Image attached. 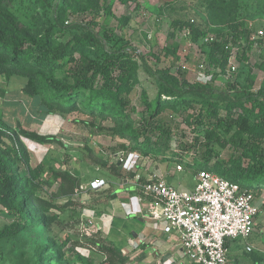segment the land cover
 <instances>
[{
  "label": "trees",
  "instance_id": "trees-1",
  "mask_svg": "<svg viewBox=\"0 0 264 264\" xmlns=\"http://www.w3.org/2000/svg\"><path fill=\"white\" fill-rule=\"evenodd\" d=\"M120 1L135 3V10L140 9L136 0ZM49 2L0 0V75L6 80L12 77L24 80L22 93L39 98L48 112H79L88 117L111 120L110 131L143 156L182 162L193 168L195 175L206 169L240 185H244L242 181L252 182L254 185L247 187L256 194L264 188V91L253 93L250 84L237 83H228L225 91L214 89L213 80L227 74L231 56L229 44L215 42L218 25L208 31L193 21H172V38L176 32L182 31L192 43L211 39L207 41L210 46L205 53L206 74L211 75L210 82H189L180 65L175 67L176 74L169 69L159 70L157 96L152 102L143 96L146 113H142L135 126L131 117L135 108L130 101L136 82L134 51L123 37L110 47L105 46L100 30L102 28L105 32L106 27L97 21L99 17L107 20L113 16L111 6L107 4L109 0H59L53 23L43 15ZM32 5L43 9L41 19L35 17V30L26 26L18 16L21 9ZM72 15H76L81 23H68V17ZM87 16L92 18L86 21ZM121 20L125 26L129 17ZM229 29L230 38H225L223 43L243 40L255 44L260 51L264 49V36L251 40L255 32L252 34L243 23L231 24ZM70 32L76 33L68 41H63ZM176 50L173 46L165 55L174 57ZM259 68L264 72V55ZM249 78L253 80L251 75ZM166 109L185 115L184 122L193 135L191 147L197 152L198 147L204 148L200 163L193 162L194 159L191 160V156L178 146L171 149L172 129L161 118ZM188 110L191 113L188 114ZM233 116L237 117L234 119ZM230 133L231 136L227 137ZM20 136L37 143L57 142L34 132L21 129L16 132L0 119V206L12 219L11 223L0 228V258L5 242L16 239L30 226L38 225V215L54 207L37 195L38 179L43 169L30 166ZM210 143L221 149L230 145L235 152L226 160L216 161ZM86 150L89 165H103L91 148ZM18 164L23 166V174L19 172ZM109 172L118 176L114 169ZM53 179L60 183L58 193L68 198V207L86 199V194L82 199L78 176L53 171ZM96 245L97 251L104 255L105 264H126V259L115 248Z\"/></svg>",
  "mask_w": 264,
  "mask_h": 264
},
{
  "label": "rangeland",
  "instance_id": "rangeland-1",
  "mask_svg": "<svg viewBox=\"0 0 264 264\" xmlns=\"http://www.w3.org/2000/svg\"><path fill=\"white\" fill-rule=\"evenodd\" d=\"M58 3L59 0H50L44 7V12L40 7L26 6L20 10L18 16L26 26L35 30V17L41 19V12L50 22L55 21V8ZM136 3L140 5L139 10H135V3L123 4L120 0H109L107 4L111 6L113 16L107 20L100 17L97 19L98 23L106 27L105 32H102V28L100 30L105 46L110 47L113 42L123 37L134 51L133 57L137 63L136 82L130 101L135 108V113L131 115L135 126L138 125L142 113H146L143 96L150 102L157 96L159 70L169 69L176 74L175 67L180 65L183 67V76L189 82H210L211 75L206 74L208 64L205 59L210 43L205 38L192 43L182 31L176 32L172 38L171 24L176 19L193 21L208 31L218 25L219 33L215 42L230 45L232 58L229 66L233 65L235 71H229L228 66L225 76H218L213 80L214 89L218 92L225 91L228 83H237L250 84L253 93L261 89L264 91V72L259 68L264 49L260 51L255 44L250 45L243 40L223 43L225 38H230L231 24L243 23L252 30V34L260 30L264 33V0H136ZM211 5L215 7L211 8ZM125 16L129 17V22L124 26L121 19ZM91 18L87 16L85 19L89 21ZM68 23L81 22L76 15H72L68 17ZM74 33L76 32L67 33L63 41H68ZM173 46L177 49L176 55L167 57L166 51ZM250 75L253 77L252 81ZM24 84V80L16 77L6 80L0 75V119L16 132L21 129L57 141L37 143L23 136L19 137L28 152L30 166L43 169L38 179L40 187L37 195L54 207L38 215V225L30 226L16 239L3 244L0 264H105L104 255L97 251L96 244L115 248L126 259V264H157L158 261L161 264H191L172 244L170 247L165 244V247L153 248L155 243L153 246V242L142 239L138 247L129 246V241L137 243L136 240L140 237L133 239L128 233L124 234V239L118 240L113 236L114 228L110 224L103 225L102 222L107 220L110 201L117 197L116 190L126 186L122 179L133 175L123 168V163H116L118 153L123 152L128 159L132 154H137L146 161L143 167L139 166V161L134 163V171L140 174L142 183L150 175L158 173L168 178L175 188L191 190L195 179L193 168L182 162L179 164L163 159L154 160L132 150L131 144H126L124 139L110 131L113 122L109 119L88 117L79 112H48L39 98H30L22 93ZM187 112L189 114L191 110ZM184 116L166 109L161 118L172 129L171 149L175 150L178 146L191 156V160L194 159L193 162L200 163L204 148L198 147L197 152L191 147L193 135L184 122ZM230 136L231 133L227 135ZM88 147L101 158L103 165L94 167L88 164ZM209 147L213 150L216 161L226 160L235 152L230 145L221 149L215 143H210ZM176 165H181L182 171L176 172ZM18 167L23 174V166L18 164ZM110 169H114L118 175L117 179H112L115 185L107 187V190L88 189V183L97 179L96 175L108 177ZM53 171H66L78 176L83 191L82 199L85 194L86 199L80 204L68 207V198L58 193L60 183L53 179ZM242 182L246 187L254 185L252 182ZM140 194L141 192L138 193ZM258 196L264 201V188H261ZM11 221V217L0 206V228ZM123 222L129 224L132 232H137V219L129 217V220ZM171 250L173 254H169ZM229 256L234 264H264V203L255 220L251 236L245 240L230 241Z\"/></svg>",
  "mask_w": 264,
  "mask_h": 264
},
{
  "label": "built area",
  "instance_id": "built-area-1",
  "mask_svg": "<svg viewBox=\"0 0 264 264\" xmlns=\"http://www.w3.org/2000/svg\"><path fill=\"white\" fill-rule=\"evenodd\" d=\"M262 36L261 30L256 31L251 40ZM229 71H235V67L229 66ZM135 161H139L141 167L146 163L137 154H132L130 159L123 152L117 154L116 163H123V168L133 173L130 178L122 179L123 182H131L141 192V196L136 197L137 202L147 200V208L142 215L158 223L164 234L176 236L189 263L234 264L229 256L230 241L251 236L263 199L245 185L231 182L206 169L197 171L191 190L167 184L158 173L150 175L142 183L140 174L134 171ZM175 171H182V166L176 165ZM107 187L104 179L97 178L88 183L89 190H106ZM79 189L83 192L81 186ZM136 244L131 242L132 246Z\"/></svg>",
  "mask_w": 264,
  "mask_h": 264
},
{
  "label": "crops",
  "instance_id": "crops-1",
  "mask_svg": "<svg viewBox=\"0 0 264 264\" xmlns=\"http://www.w3.org/2000/svg\"><path fill=\"white\" fill-rule=\"evenodd\" d=\"M160 176L167 184L172 185V183L168 181V178H165L161 174ZM95 178L104 179L107 182L108 188L115 185V182L113 180L117 179V177L112 175L111 173L108 174V177L96 175ZM124 184H126L125 187L116 190L117 192L115 193L117 194V197L114 200L110 201L107 220H104L102 224H110L115 230L113 236L118 240L124 239V234L128 233L133 239H137L138 237H140L136 240L137 244L133 246L135 248L139 246V241L145 239V242H153V246L155 243V246L153 248L165 247V244H167V247H170L172 244L174 248L180 250L178 240L175 235L164 234L161 231L160 225L158 223L150 221L149 219L144 217V215H142V213H145L146 211L147 200L143 199L141 202L136 201V197L141 196V194H137L138 190L135 185L131 182ZM133 211H138L139 213L136 214ZM129 217L137 219L139 223V226H136L137 232H132L129 224L127 222H123L125 220H129ZM125 228H127V232H125ZM129 240L130 239H128V241ZM129 242L131 243L134 241ZM129 246H131V244H129ZM170 253L173 254V250H171L169 254ZM157 264H161V261H158Z\"/></svg>",
  "mask_w": 264,
  "mask_h": 264
}]
</instances>
